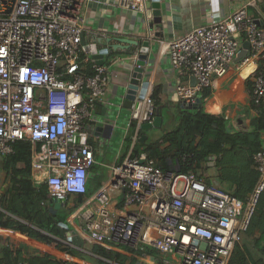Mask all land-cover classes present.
Segmentation results:
<instances>
[{
    "label": "built area",
    "instance_id": "1",
    "mask_svg": "<svg viewBox=\"0 0 264 264\" xmlns=\"http://www.w3.org/2000/svg\"><path fill=\"white\" fill-rule=\"evenodd\" d=\"M83 2L0 0V152L13 154L16 141H29L32 178L46 182L48 200L86 193L94 150L85 120L91 119L112 78L105 61L98 64L85 47L92 42L85 41L90 31L81 16ZM120 2L143 9L142 0ZM125 38L138 41L128 51L131 72L141 67V47L150 48L155 38L149 31ZM242 41L249 45L243 55ZM165 54L173 71L194 79L191 84L178 81V103L202 100L213 76L224 75L239 57L240 70L250 67L251 103L264 104V26L247 16L244 7L191 27L166 44ZM148 63L135 96L141 105L137 129L155 117ZM253 162L256 182L243 201L219 188L208 173L198 178L191 171L163 170L145 153L130 152L95 193V210L79 208L75 215L84 220L94 244L150 247L164 256L177 255L179 264H229L264 190V150L254 153ZM109 189L123 192L125 206L143 210L116 214L109 206Z\"/></svg>",
    "mask_w": 264,
    "mask_h": 264
},
{
    "label": "crops",
    "instance_id": "2",
    "mask_svg": "<svg viewBox=\"0 0 264 264\" xmlns=\"http://www.w3.org/2000/svg\"><path fill=\"white\" fill-rule=\"evenodd\" d=\"M160 2L163 23H153L152 27H150L152 19L150 18L147 23L143 9H128L120 0H84L81 16L85 26L90 31L85 36L87 43L93 42L94 36H98V38L100 36H114L128 39L125 36L130 34L135 35L147 31L152 34L155 41L150 44L148 70L152 74L153 86L160 85L162 87L161 103L165 107H169L168 112H171L174 108L173 105L178 103L175 101V88L178 81L183 84H191L194 79L188 74L179 75L178 72L171 69L168 56L165 54L166 44L182 36L191 27L206 23L210 18H225L240 7L245 8L247 16L255 19L260 26H264V4L260 0H160ZM126 17L131 19L125 22L122 18ZM116 43L115 40L112 41V44ZM244 43V41L241 43V55L246 53L244 52ZM97 47L102 48L103 45L98 44ZM118 52L124 54L122 51L118 50ZM238 59L239 57L229 65L224 75L213 76L211 85L204 90V92L208 91L209 94L204 98L205 103H202L201 106L206 113L222 116L227 122L226 129L231 134L250 133L256 125L254 123L256 112L251 107L250 94L248 93L251 86L250 76L248 73L244 75V69L238 68ZM116 61L119 62V67L116 70H112L110 65L107 66L112 73V78L105 88L103 98L96 103L91 119L85 120L89 135H93L97 141L100 140L105 146L94 149L93 142L89 140L88 135L87 142L94 150V163L89 168L86 195H83V202L73 209L79 196L69 194L65 197L63 206L71 213L67 216L65 224L61 225L67 230L64 237L47 234L36 224L24 218V214H28L21 199V197L24 198V186L21 182L14 181V179H20L19 176L15 175L16 171L13 172L8 166L6 168L9 155L0 152V222L6 224L0 225V264H19L23 261L27 262L33 257L44 256L52 258L58 264H179L177 255L168 254L164 256L150 247L141 251L112 243L94 244L87 238L88 229L84 220L75 215L79 208L95 210V193L107 181L113 166L119 165L130 152L134 155L132 150L134 146L137 148L138 143L145 142V145L138 147L135 155L142 152L146 154V147L153 145L154 148L151 152L158 151V156L154 157V161L162 169L174 172L191 171L198 178L204 177L208 173L219 188L243 201L251 194L255 183L251 185L249 177L251 160L245 154L239 159L242 163V172L239 167L240 163L235 161L228 168V179L224 180L217 165L220 156L217 158V156L212 155L208 161L202 162L197 170L191 168L192 165L186 169L182 164L183 155L177 140L173 138L163 139L164 131L160 135H150L145 131L144 142H139L138 139L142 134L141 130L137 129L136 114L134 116L133 113L122 111L121 106L130 74L127 69L128 58L120 55ZM104 65L106 66V64ZM166 117H168L167 114ZM173 117V115L168 117L169 121L168 119L165 120L167 125L172 123L170 118ZM99 122L102 125L99 130H96ZM133 124L134 126H132ZM171 127L172 124L168 130ZM135 134L137 140L133 142L132 138ZM127 138L129 147H126V153H122L121 149ZM258 139V149L264 150V131L259 133ZM194 140L198 142L199 137H195ZM197 142L194 141V145H197ZM240 149L242 152L245 150V148ZM106 153H112V158L107 162L100 160L101 157L105 158ZM14 167L21 170L24 168V163L17 161ZM30 180L36 188L41 184L40 180H33L31 170ZM221 180L231 185L229 189L221 185ZM36 190L38 191V189ZM109 196V206L116 214L143 210L136 205L125 206L123 192L120 189H109ZM261 201L257 206L261 218L259 217V222L254 226H252L251 221L245 233L250 235L249 237H253L254 241L252 244L242 243L241 239L236 245V249L233 250L241 259L240 264H264V193ZM47 203L46 199L42 204L48 207L49 204L45 205ZM50 205L53 206L52 203ZM249 230H251L250 233ZM70 231H75L76 235L79 236L80 245L75 244L69 237ZM30 233H37L40 237H34L35 235L32 237Z\"/></svg>",
    "mask_w": 264,
    "mask_h": 264
},
{
    "label": "trees",
    "instance_id": "3",
    "mask_svg": "<svg viewBox=\"0 0 264 264\" xmlns=\"http://www.w3.org/2000/svg\"><path fill=\"white\" fill-rule=\"evenodd\" d=\"M263 66L262 69L264 70ZM161 93H162V87L160 85H155L152 92V99L154 101V106H155L154 114H156V108H158V115L162 117L163 123L161 124L160 128H162L163 124L166 123L165 120L168 119L169 121V118L166 117V113L168 112L169 107H165V105L161 103V97H160ZM208 94H209L208 91L203 92V97L205 98L206 96H208ZM204 98H202V102ZM173 107L176 108L177 110L176 113L178 116L180 115V117H173L172 119L170 118L172 122V127L169 130L164 131L165 133L162 136V138L163 139L173 138L177 140L178 146L181 147L180 149L181 154L186 158L183 164L186 169L190 168L192 165L191 168L197 170L199 169V165L204 161H208V159L212 157V155L217 156V158L218 156H220L217 165L219 166V171L222 179L227 180L228 179L227 172L229 171L228 168L231 167V164L233 162L238 161L240 163L239 167L242 172V163L239 161V159L242 155L245 154L247 158L249 157V159L251 160V166L249 168V177L251 179V185L252 184L254 185L256 178L253 174V166H254L253 155L257 151H259L258 149L259 133L261 131H264V104H261L256 107L251 103V107L256 112V116L254 119V123L256 125L252 132L242 133V134L229 133L226 129L227 122L222 116H215L213 114L206 113L203 110V108L199 109L198 111L186 110L180 108L179 103L174 104ZM132 126H134V124ZM197 136L199 137V140L197 142V145H194V141H195L194 139ZM141 145H145V142L138 143L137 148L136 146L133 147L132 151H134V155L137 154L138 147H140ZM13 148H14V153L12 155H9V161L8 164L6 165V168L8 166L11 168L13 172L16 171L15 175L19 176L20 179L18 180L14 179V181L21 182L22 185L24 186L23 187L24 198L21 197V199L24 204L25 210L28 211V214L27 213L24 214V218L27 221L36 224L38 228L44 230L47 234L53 235L55 237H64L65 232L67 230L64 229L61 225L65 224V220L67 216L71 213V211L65 209V206L55 210L53 206L50 205L51 202L47 198L46 182L41 181V184L37 188L34 186V183L31 182L30 142L16 141L13 144ZM153 148H154L153 145L146 147V156L154 160V157L158 156V151L151 152ZM240 148H245V150L242 152ZM17 161H22L24 163L23 169L17 170L14 167V164ZM36 189H38V191ZM263 193L264 190L258 197L253 213L250 216L248 227L245 233L249 228V225L252 221L257 206L262 199ZM77 195L79 197L77 198L73 209L77 208L83 202V195L82 194H77ZM84 195H86V193ZM46 199L48 203L45 205L49 204L48 207H45L42 204L45 202ZM0 225L4 226L6 224L0 222ZM32 235H35L34 237H40L37 233L35 234L30 233V236ZM240 241H241V237H240ZM145 248L148 247H144L143 250L141 251H145ZM234 249H236V246ZM241 262L242 261L241 259H239L237 252H233L230 259V264H240ZM27 264H58V263L52 258L48 256H44V257L30 258L27 261Z\"/></svg>",
    "mask_w": 264,
    "mask_h": 264
},
{
    "label": "water",
    "instance_id": "4",
    "mask_svg": "<svg viewBox=\"0 0 264 264\" xmlns=\"http://www.w3.org/2000/svg\"><path fill=\"white\" fill-rule=\"evenodd\" d=\"M143 4V11L146 15V21L148 23V20L151 18L152 21L150 22V27H152L153 23H159L162 24V15H161V2L160 0H142ZM148 25V24H147ZM149 26V25H148ZM150 29V28H149ZM104 40V41H103ZM115 40L117 43L112 44V41ZM83 42H85L83 40ZM103 45L102 48H98L97 45ZM138 44V41L135 39H124V38H117L114 36L111 37H103L100 36H94V40L91 44L85 45L87 49H90V55L91 58L97 60L98 64H103L105 61V57L109 56L111 54H114L116 52L122 51L124 53H128L131 46H136ZM243 47L245 49H248L249 45L248 43H244ZM149 47L142 46L140 54L138 56L137 64H139L141 67H135L131 72V65L130 63H127V69L129 70L130 74L128 77V82L126 85V90L124 92L123 102L121 104L122 111L133 113L134 116L140 109V103L135 100L136 92L139 85V80L142 78L143 73V67L145 66V62L148 59V53H149ZM180 108L191 110V111H197L202 106V100L200 97H198L195 101V103H186V102H180ZM136 117V116H135ZM162 124V117L158 115V108H156V115L153 118L151 123H142L140 125L141 130V136L139 137V142H144V139L146 138L145 131L148 128H160ZM102 125V123H98L96 130H99V127ZM50 202L53 204L54 209H60L65 202L64 197L60 198H52ZM66 227V226H65ZM69 237H71L72 241L75 244L80 245L81 241L78 235H76L75 231L69 232Z\"/></svg>",
    "mask_w": 264,
    "mask_h": 264
},
{
    "label": "rangeland",
    "instance_id": "5",
    "mask_svg": "<svg viewBox=\"0 0 264 264\" xmlns=\"http://www.w3.org/2000/svg\"><path fill=\"white\" fill-rule=\"evenodd\" d=\"M131 18H132V16H131ZM131 18H122V20L123 21H125V22H128V20H130ZM125 54V55H124ZM119 53V52H116V53H114V54H111V55H109V56H106L105 58V64H106V66H108V65H110V66H112V70H116L117 69V67H119V62L118 61H116L119 57H120V55H122V56H124L125 58H128L129 57V55H128V53ZM202 103H205V101L203 100V102ZM177 110H176V108H172V110H171V112H167L166 114L168 115V117H170V116H174V117H180V115L178 116L177 115ZM172 119V118H171ZM134 123V122H133ZM172 124V123H171ZM171 124H169V125H167L166 123L164 124V126L162 127V128H148L147 130H146V132H148L150 135H160L163 131H167L168 130V128L171 126ZM174 124V123H173ZM131 129H132V127H130ZM128 137V136H127ZM89 140L90 141H92L93 142V148L94 149H96V148H101V147H104L105 145L99 140V141H97L96 139H95V137L93 136V135H89ZM95 141V142H94ZM126 147H129V142H128V138L126 139V142H125V145H123V147H122V149H121V152L122 153H126V151H127V149H126ZM129 149V148H128ZM112 153H106V156H105V158H100V160H105V162H107L109 159H111L112 157ZM98 169H100V168H98ZM221 185L224 187V186H226V187H224V188H226V189H229V187L231 186L229 183H225V182H223L222 180H221ZM177 189L178 190H180L181 189V183H179L178 185H177ZM75 195V194H74ZM262 202V201H261ZM260 216H259V207H258V209L256 210V212H255V215H254V217H253V220H252V226H254L255 224H257L258 222H259V220H260V218H259ZM250 231L251 230H249V233H250ZM250 235H247V234H245V232H242L241 234H240V237H241V239H242V243L243 242H247V243H249V244H252V242L254 241V239H253V237H249Z\"/></svg>",
    "mask_w": 264,
    "mask_h": 264
},
{
    "label": "bare ground",
    "instance_id": "6",
    "mask_svg": "<svg viewBox=\"0 0 264 264\" xmlns=\"http://www.w3.org/2000/svg\"><path fill=\"white\" fill-rule=\"evenodd\" d=\"M250 71V67H246L245 69H244V75L246 74V73H248Z\"/></svg>",
    "mask_w": 264,
    "mask_h": 264
},
{
    "label": "clouds",
    "instance_id": "7",
    "mask_svg": "<svg viewBox=\"0 0 264 264\" xmlns=\"http://www.w3.org/2000/svg\"><path fill=\"white\" fill-rule=\"evenodd\" d=\"M180 104V103H179Z\"/></svg>",
    "mask_w": 264,
    "mask_h": 264
}]
</instances>
